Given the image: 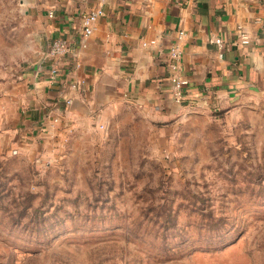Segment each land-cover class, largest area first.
<instances>
[{"label":"rangeland","instance_id":"rangeland-1","mask_svg":"<svg viewBox=\"0 0 264 264\" xmlns=\"http://www.w3.org/2000/svg\"><path fill=\"white\" fill-rule=\"evenodd\" d=\"M38 15L0 0V264H264V94L126 105L23 142L6 101L41 53Z\"/></svg>","mask_w":264,"mask_h":264},{"label":"crops","instance_id":"crops-1","mask_svg":"<svg viewBox=\"0 0 264 264\" xmlns=\"http://www.w3.org/2000/svg\"><path fill=\"white\" fill-rule=\"evenodd\" d=\"M32 1L43 24L41 53L6 101L12 132L23 142L103 125L126 105L214 111L264 94V0ZM94 10L102 15L83 39L81 18ZM239 31L248 43L240 42ZM57 38L66 39L75 55L47 58ZM174 44L182 50L177 74L186 81L180 104L170 79ZM54 65L58 73L51 80Z\"/></svg>","mask_w":264,"mask_h":264},{"label":"built area","instance_id":"built-area-1","mask_svg":"<svg viewBox=\"0 0 264 264\" xmlns=\"http://www.w3.org/2000/svg\"><path fill=\"white\" fill-rule=\"evenodd\" d=\"M100 15H102V12L100 10H94L82 16L81 36L83 39H86L87 37L91 35L94 24ZM183 36H184V33L179 32L178 39L180 40ZM238 36L242 44L248 43V37L246 36L244 32L239 31ZM215 44L219 48L223 47L222 41L219 39L215 40ZM74 55H75L74 47L66 39H62V38H57L51 41L46 51L47 58H49L52 62L58 61L67 56H74ZM181 57H182L181 47L178 44H174L169 49V69L172 72V75L170 78L171 85H172V95H173L174 102L177 104H180L183 100V86L186 84V81L183 80L177 74L179 70V63L181 61ZM57 73H58V68L56 65H54L50 70L51 80L55 78ZM72 88H75V85H73ZM70 103H71V100L68 99L66 101V104L68 105Z\"/></svg>","mask_w":264,"mask_h":264}]
</instances>
